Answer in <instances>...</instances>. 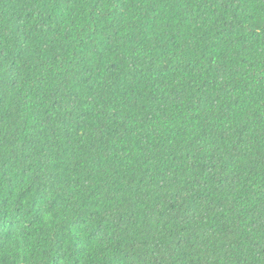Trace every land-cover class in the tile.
<instances>
[{"label":"trees","instance_id":"16d2710c","mask_svg":"<svg viewBox=\"0 0 264 264\" xmlns=\"http://www.w3.org/2000/svg\"><path fill=\"white\" fill-rule=\"evenodd\" d=\"M0 264H264V0H0Z\"/></svg>","mask_w":264,"mask_h":264}]
</instances>
